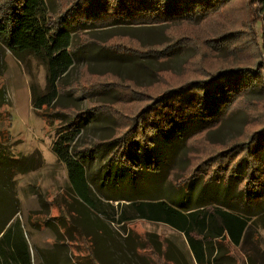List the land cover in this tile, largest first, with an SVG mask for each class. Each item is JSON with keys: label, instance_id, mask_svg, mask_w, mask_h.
<instances>
[{"label": "rangeland", "instance_id": "rangeland-1", "mask_svg": "<svg viewBox=\"0 0 264 264\" xmlns=\"http://www.w3.org/2000/svg\"><path fill=\"white\" fill-rule=\"evenodd\" d=\"M45 3L51 13H56L65 0H45ZM246 4L247 0H233L221 11V19L233 32L230 48L245 47V42L252 40L259 41L264 49V25L261 31L258 25L257 29L250 28L252 15ZM199 19L194 12L145 23L136 20L124 5L111 8L108 1H91L78 16L63 18V38L56 47L42 38L36 48H10L0 39V231L10 214L19 219L25 238L34 250L32 264H90V238L78 231L70 238L60 225L57 230L51 229L58 221L71 223L93 235L100 251L92 259L102 258L105 264H150L153 255L156 259L150 234L157 235L163 244L165 240L174 242L185 259L187 247L182 234L163 223L137 218L127 201L119 203L105 197L142 202L163 199L179 210L203 204L202 200L210 199L208 189L190 190L182 182L192 172L191 164L205 158L196 159L193 155L200 149L207 150L213 142L226 147L244 134L251 121L248 114L258 113V109L264 112L263 93L246 92L239 108L233 109L217 127L203 133V140L191 143L187 150L183 146L177 149V137L180 129L186 133L198 127L192 118L178 124L180 129L170 127L167 133L160 134L159 143L154 142L152 157L142 148L136 161L122 157L123 163L130 161L133 185H127L126 179L127 186L108 187L104 171L103 182L99 184L104 186L99 191L96 186L88 185L92 197L101 199L102 212L98 214L86 206L76 205V208L73 204L72 200L77 197L71 196L66 168L57 160L52 144L57 130L64 124L63 119L67 121L88 112L78 128L74 148L85 149L82 159L90 166L87 172L99 176L103 160L99 159L101 152L97 146L100 140L111 139L115 132V118L111 114L134 108L138 100L134 91L157 87L168 77L177 80L190 77L197 65L189 64L198 60L200 50L207 52L202 64L210 69L245 65V60L230 57L225 47L216 48L212 43L206 48L199 40H196L198 44L178 46L163 57L132 51L162 48L173 36L187 35L191 30L201 34L203 25ZM168 164L174 165L168 166L171 167L168 179L162 181L165 173L162 169ZM87 180L91 183L92 176L90 180L88 175ZM199 181L202 180L193 181L191 189ZM213 183L217 182L205 181L206 185ZM216 186L226 188L221 182ZM229 190L234 191L230 187ZM230 196L229 193L227 198ZM262 223L264 217L257 222L254 235L247 236L244 248L264 254ZM145 242L147 248L143 249Z\"/></svg>", "mask_w": 264, "mask_h": 264}, {"label": "trees", "instance_id": "trees-1", "mask_svg": "<svg viewBox=\"0 0 264 264\" xmlns=\"http://www.w3.org/2000/svg\"><path fill=\"white\" fill-rule=\"evenodd\" d=\"M62 1L64 0H58V2ZM91 1H108L111 8L124 5L136 20H143L145 23L159 22L164 17L175 19L180 15L189 16L194 12L198 13L199 22L203 25L200 26L203 29L201 34L191 30L187 35L173 36L172 41L162 48L132 50L135 54L163 57L178 46L198 44L196 40H199L206 48L212 43L216 44V48L225 47L230 51V57L246 62L245 65L210 69L207 64H202L203 56L206 57L207 52L200 50L198 60L189 64V66L197 65L190 73V77L186 76L184 80L168 77L165 83L157 87L134 91L138 99L134 108L125 113L111 114L115 118V132L111 139L100 140L103 144L99 142L97 146L101 152L99 159L103 160V165H101L103 168L98 169L99 176L87 172L90 166L86 165L82 159L85 149L74 148L78 128L82 126L81 121L86 118L88 112L79 113L67 121L63 119L64 124L57 130L52 151L57 160L66 168L69 190L73 193L71 196L76 195L77 197L72 200L73 204L78 205L79 208L86 206L91 211L98 209L101 213L98 205L100 202L97 204L93 201L95 198L90 194L91 189L88 185H92L93 188L96 186L99 191L104 186L99 184L103 182L101 177L105 171L107 172L105 173L106 181H109L105 184L108 187L110 185L113 186L112 188L132 186L134 179L131 172L133 169L128 166L129 160L123 163L122 157L136 161L135 158L140 148L152 157L154 142L159 143L160 134L167 133L166 130L170 127L177 128L178 124L192 118L198 127H192L186 133L178 127L180 132L177 137V149L183 146L187 150L191 143L198 144L203 140L201 138L203 133L217 127L233 109L239 108L244 101L242 95L246 92L251 91L264 95V49L259 41L252 40L246 41L245 47L242 45L238 48H230L229 43L233 40V32L221 19V13H223L221 11L224 7L231 5L233 0H65V4L60 6V10L58 9L56 13L49 11L45 0H0V39L10 48H36L42 38H45L50 46L56 47L63 38L61 30L63 18L78 16L83 6L89 5ZM245 6L249 8L252 15L249 21L250 28L257 29L258 25V30L261 31L264 25L262 18L264 0H247ZM261 11L262 14H260ZM257 111L259 112L248 114L251 121L247 123L246 132L232 143L224 147L213 142L214 145L207 150L200 149L196 155H193L196 159L201 156L205 158L191 164L193 165L192 172L182 182L184 187L190 190H198L201 187L208 189L210 199L202 200L203 204L179 210L163 199L155 202H142L122 197L107 196L105 198L119 203L122 200L129 201L137 218L167 223L184 234L194 252L197 251V244L190 242L194 239L191 235L192 231L197 234L205 233L202 238L205 245L208 243L206 239L209 235L222 236L224 231L232 233L233 240L238 239L240 233L248 227V222L252 217L255 218V222L256 219L264 216V112L260 109ZM60 114L56 113L57 116ZM257 116L260 118L258 119ZM258 120L262 123L259 124ZM209 151L211 154H208ZM165 154L169 156L168 152ZM172 165L174 164L165 165L162 169L165 171L162 181L168 179L169 169H171L168 166ZM208 174H210L209 177L206 176ZM88 175L90 180L92 176L91 183L87 180ZM126 179L127 185L124 182ZM198 179L202 181L197 182L196 187L191 189L193 181ZM206 180L217 183L206 185ZM220 182L226 185L225 189L216 186ZM229 187L234 191H230ZM229 193L231 196L227 198ZM214 201L217 203H211ZM70 212H74L73 209H70ZM68 214L71 216L69 212ZM13 216L15 215L10 214L2 223L0 264H32L31 251L34 250L25 238L19 219ZM76 231L91 239L90 234L78 230L75 225L70 223L65 226V233L70 238ZM148 237L153 238V242L151 239L148 240L152 243L157 259L153 255L150 264H179V261L172 260L167 253H162L161 249L157 248L158 244L153 235L150 234ZM194 240L199 246L201 245L200 239ZM147 242L145 246H142L143 249L147 248ZM99 251L98 246L93 244L90 246V264H105L102 258L100 261L92 259V255L96 257ZM181 260L185 259L181 257ZM196 261L200 263L197 256ZM212 264L215 263L212 262Z\"/></svg>", "mask_w": 264, "mask_h": 264}, {"label": "crops", "instance_id": "crops-1", "mask_svg": "<svg viewBox=\"0 0 264 264\" xmlns=\"http://www.w3.org/2000/svg\"><path fill=\"white\" fill-rule=\"evenodd\" d=\"M100 200H98V197L93 199V201L97 204H98V202H100ZM122 201H124V200H122ZM127 202H129V201H127ZM100 203L98 204L99 207L101 206ZM61 210L62 209H60V211ZM93 211L97 212V214L100 213V212H98V209L93 210ZM58 217L60 219V217H62V215L60 214ZM263 217L260 219H263ZM94 219H98V218L95 217ZM139 219H141V218H139ZM254 219H255L254 217L251 218V220L248 222V227L245 228L240 233L238 239H236V240L232 239V237H231L232 233H227L226 231H224V233H223L224 235H222V236L216 235V234L209 235L208 239H206L208 241V243H207V245H205V242L202 239L205 233L197 234L195 231H192L191 232L192 237L194 239H200L201 240L200 246L196 240H194V239L190 240L191 243L193 242V243L197 244V251L196 252H194L192 250V247L190 246L189 241L184 236V234H182L178 230L172 228L167 223L157 221L158 223H163L167 226H170L173 230H175L178 233L183 235V237L185 239V245L187 247V248H185L186 257H185L184 261L181 260V257H180L179 251H178V247L175 246L174 242L172 243L169 240H165L164 244H163L159 240L157 235H155V234H151V235H153L155 238H158V239H156L157 244H158L157 248L159 247L161 249L162 253H167L168 256L172 260L176 259L177 261H179V264H198L196 261V256L199 258V261H200L199 264H212V262L215 264H264V254L263 253H258L257 251L252 252V249L250 250V248L249 249L244 248L247 236L248 235H250V236L254 235L253 230L257 229L256 224L258 221H260V219H256V221L254 222ZM59 225L63 228V232H65V226H67L68 224H66L65 222H62V221H58L56 225H53V226L51 225V229L57 230L59 228ZM262 230H264V224H263ZM90 237H91V239H90L91 245L93 244V245L97 246L96 243L94 242L93 235H91ZM255 250H257V249L255 248ZM214 257H215V261H213ZM172 264H174V263H172Z\"/></svg>", "mask_w": 264, "mask_h": 264}]
</instances>
